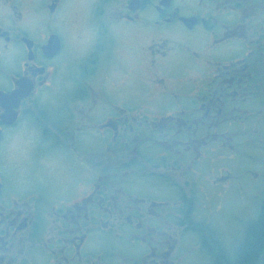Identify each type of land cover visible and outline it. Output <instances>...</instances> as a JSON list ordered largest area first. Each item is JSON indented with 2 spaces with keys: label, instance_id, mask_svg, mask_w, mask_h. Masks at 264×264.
I'll return each instance as SVG.
<instances>
[{
  "label": "flooded vegetation",
  "instance_id": "af4514ba",
  "mask_svg": "<svg viewBox=\"0 0 264 264\" xmlns=\"http://www.w3.org/2000/svg\"><path fill=\"white\" fill-rule=\"evenodd\" d=\"M65 3L0 0V264H226L204 200L236 158L243 237L264 205V0L110 2L80 36V103L37 122L66 97Z\"/></svg>",
  "mask_w": 264,
  "mask_h": 264
},
{
  "label": "rangeland",
  "instance_id": "374dc122",
  "mask_svg": "<svg viewBox=\"0 0 264 264\" xmlns=\"http://www.w3.org/2000/svg\"><path fill=\"white\" fill-rule=\"evenodd\" d=\"M113 1H121V0H67L68 4L73 5H83V8H73L71 10L63 9L61 12L55 16L53 21V26L56 29L62 31L65 37V50L63 53V59L68 62V69L65 71L64 80L62 82V86L65 89L66 97L62 99L52 98L54 94L51 96L46 94V96L41 99L40 103L43 108L40 113L35 111L34 118L37 122H40V119L46 118L45 110L49 105H55L58 102L64 103H80V59L84 53L83 42L80 40V36L83 33V30L91 27L92 24L95 23V19L101 13V9L105 6H108L110 2ZM66 77V78H65ZM64 94V96H65ZM45 106V107H44ZM47 111L50 115L56 116L57 118H66L65 115L57 112L55 108L47 107ZM42 114V115H41ZM31 133L29 131L22 132V145L24 141H29V135ZM240 165H236V158L229 162V171L232 173L229 179L228 196L223 198L222 200L212 199L209 205L207 200H204L207 206L206 211L208 212V208H211L214 214L213 223H207L206 217L203 215L204 208L203 203L200 204L202 207L201 211L198 213L196 210L198 208L193 209L197 216L194 218L195 223H203L205 222L214 229L219 231L217 233V245L223 247V254L226 257H232L235 253L236 247L241 244L244 240V235L247 229L246 223H248L249 217L253 219L255 214L258 211V205L256 203H245L242 201L241 197L236 193V173L239 172ZM245 182L244 179L241 180ZM233 184V185H232ZM207 188L214 190L207 182ZM209 211V212H212ZM207 214V213H204ZM207 246H209L206 238L201 239ZM184 241L191 246H199V240L195 237H190V234H186L184 237ZM221 243V244H220ZM198 261V260H197ZM262 262H264L262 260ZM201 263V261H199ZM263 264V263H262Z\"/></svg>",
  "mask_w": 264,
  "mask_h": 264
},
{
  "label": "trees",
  "instance_id": "16d2710c",
  "mask_svg": "<svg viewBox=\"0 0 264 264\" xmlns=\"http://www.w3.org/2000/svg\"><path fill=\"white\" fill-rule=\"evenodd\" d=\"M217 240L214 243L217 245ZM213 243V242H212ZM203 247L208 246L204 243ZM220 258L226 264H262L264 261V205L261 207L258 220L250 226L246 237L239 246L236 247L232 257H226L223 253Z\"/></svg>",
  "mask_w": 264,
  "mask_h": 264
},
{
  "label": "clouds",
  "instance_id": "9594fccd",
  "mask_svg": "<svg viewBox=\"0 0 264 264\" xmlns=\"http://www.w3.org/2000/svg\"><path fill=\"white\" fill-rule=\"evenodd\" d=\"M64 9L66 10H71L73 8H83L85 6L83 5H73V4H68V5H64L63 6ZM9 6L5 5L4 6V17H5V26H10V27H14V28H19L22 26L23 21L19 22V23H14V21L11 18V13L9 12ZM11 146H6V152L10 150Z\"/></svg>",
  "mask_w": 264,
  "mask_h": 264
},
{
  "label": "water",
  "instance_id": "95a60500",
  "mask_svg": "<svg viewBox=\"0 0 264 264\" xmlns=\"http://www.w3.org/2000/svg\"><path fill=\"white\" fill-rule=\"evenodd\" d=\"M59 50V41L57 37H52L48 45L45 47V54L48 56L54 55Z\"/></svg>",
  "mask_w": 264,
  "mask_h": 264
}]
</instances>
